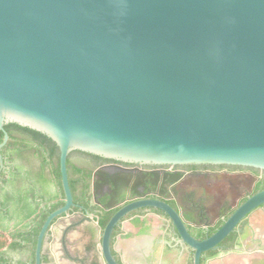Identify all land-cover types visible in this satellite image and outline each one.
<instances>
[{"label":"water","instance_id":"obj_1","mask_svg":"<svg viewBox=\"0 0 264 264\" xmlns=\"http://www.w3.org/2000/svg\"><path fill=\"white\" fill-rule=\"evenodd\" d=\"M8 122L46 134L59 148L64 204L42 224L34 264L61 218L79 216L62 230L64 247L70 229L97 224L73 202L66 167L73 150L131 164L264 169V0H0V167ZM263 203L264 189L198 241L167 203L130 201L101 231L102 261L119 264L112 232L139 208L166 214L199 264L201 253ZM73 207L80 211L70 214ZM127 233L114 251L136 264L152 244L146 250ZM59 248L58 240L45 241L46 260L64 262Z\"/></svg>","mask_w":264,"mask_h":264},{"label":"flooded vegetation","instance_id":"obj_2","mask_svg":"<svg viewBox=\"0 0 264 264\" xmlns=\"http://www.w3.org/2000/svg\"><path fill=\"white\" fill-rule=\"evenodd\" d=\"M15 148H6L8 158L5 163L2 160L3 165L0 167L4 170L5 178H12V171L16 168L19 170L15 181L0 185V201L6 199L8 206L0 207V225L10 231L16 226L21 225L25 229L28 226V220L21 221L20 209L22 204L27 203V206L33 207L35 203L31 196V186L25 176L31 167L39 164L30 153L28 163L22 165ZM70 161L74 166L85 169L95 165L92 158L77 152L70 154ZM110 164H119L131 170L102 169ZM81 185L82 183L79 184L80 188ZM263 189L264 169L255 167L208 163L155 165L100 161L93 169L89 192L91 203L106 210L133 200H161L179 214L189 234L202 241L219 230L249 197ZM34 193H42L47 200L54 196L55 188L51 183L43 190L36 185ZM21 196L24 199L19 201ZM18 207V214H14V208ZM73 209L74 207L69 211L70 214L80 211L79 208ZM87 211L93 216L96 215V211ZM78 219V215H73L68 219L61 218L58 225H51L45 234L41 264H56L52 257L45 262L42 256L45 241L49 244L52 241L54 244L57 240L64 261L60 264H104L99 250L101 228L95 217L96 225L83 223L79 228L70 229L64 247L62 230ZM121 223L118 226L119 232L110 240L111 252L119 264L126 263L115 253L114 244L127 231L132 238L141 241L143 247L148 243L152 244L149 255L142 253L143 260L136 264H194L193 251L182 244L179 235L172 229L169 218L159 209L139 208L125 215ZM125 224H128L129 229L124 228ZM94 229L100 232L98 238ZM75 230L82 233L84 239L79 237L70 242L69 235ZM22 244L19 248H3L9 264H29V245L23 241ZM45 248L50 250L49 245ZM76 260H81V263ZM199 264H264V203L246 213L213 248L201 253Z\"/></svg>","mask_w":264,"mask_h":264},{"label":"trees","instance_id":"obj_3","mask_svg":"<svg viewBox=\"0 0 264 264\" xmlns=\"http://www.w3.org/2000/svg\"><path fill=\"white\" fill-rule=\"evenodd\" d=\"M4 131L8 134V140L1 148L2 160L5 163L7 160L6 148L8 146H15L16 155L20 158L22 165L28 163L29 155L32 154L39 164L31 167L28 170L25 179L31 186V196L34 200V206H27V203L22 204L21 209L14 208L13 213L21 215V221L28 220L27 228L22 226H16L13 231L0 225V264H9L8 259L4 256L2 251L5 247L19 248L22 247V241L27 243L30 248L31 257L29 264H34V252L37 240V235L41 229L48 214L64 204V192L61 182V174L59 167V148L56 143L46 134L31 129L26 126H21L15 122H8L3 125ZM3 140V131L0 129V143ZM77 152L81 155L92 158L94 167L90 169L79 168L72 164L70 161V154ZM31 153V154H30ZM100 161L114 162L112 159H108L102 156L84 152L81 150H73L67 157L66 167L69 187L73 196V202L77 205L84 206L89 211H96L94 216L98 222L101 231L105 227L110 217L118 210L122 205H119L110 209H103L99 206L92 204L90 201V186L93 177V169ZM4 170L0 168V185L1 183H12L18 178L19 170L16 168L12 178L4 177ZM51 183L55 188V194L50 199H44L42 193H34L35 186L39 185L42 190ZM81 188L79 184H81ZM122 198V196H120ZM24 199L23 196L19 198V201ZM21 203V202H20ZM1 208H8L6 199L0 201ZM78 207H74L73 210H77ZM96 209V210H95ZM8 212V209H7ZM119 232L118 226L114 228L111 239ZM42 260L46 262V258L42 256Z\"/></svg>","mask_w":264,"mask_h":264},{"label":"crops","instance_id":"obj_4","mask_svg":"<svg viewBox=\"0 0 264 264\" xmlns=\"http://www.w3.org/2000/svg\"><path fill=\"white\" fill-rule=\"evenodd\" d=\"M85 224H88V223H85ZM94 228H95V227H94ZM94 230H95V232H97V234H95V235H97V238H98V235L100 234V232H98L97 229H94ZM79 237L82 238V233H80V232H78V231H75V232L71 233V240H76V239H78ZM82 239H84V238H82Z\"/></svg>","mask_w":264,"mask_h":264}]
</instances>
